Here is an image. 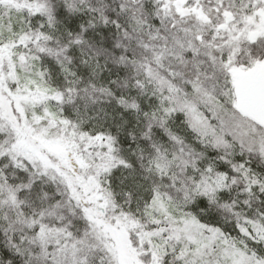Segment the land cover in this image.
<instances>
[{
  "label": "snow or ice",
  "instance_id": "6c2138e0",
  "mask_svg": "<svg viewBox=\"0 0 264 264\" xmlns=\"http://www.w3.org/2000/svg\"><path fill=\"white\" fill-rule=\"evenodd\" d=\"M0 264H264V0H0Z\"/></svg>",
  "mask_w": 264,
  "mask_h": 264
}]
</instances>
